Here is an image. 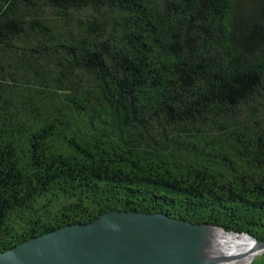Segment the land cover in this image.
<instances>
[{"label": "trees", "instance_id": "16d2710c", "mask_svg": "<svg viewBox=\"0 0 264 264\" xmlns=\"http://www.w3.org/2000/svg\"><path fill=\"white\" fill-rule=\"evenodd\" d=\"M111 210L264 240V0H0V251Z\"/></svg>", "mask_w": 264, "mask_h": 264}, {"label": "water", "instance_id": "95a60500", "mask_svg": "<svg viewBox=\"0 0 264 264\" xmlns=\"http://www.w3.org/2000/svg\"><path fill=\"white\" fill-rule=\"evenodd\" d=\"M210 228L227 232L161 213L111 210L1 250L0 264H202V234ZM229 233L245 235L264 249V240Z\"/></svg>", "mask_w": 264, "mask_h": 264}, {"label": "bare ground", "instance_id": "6f19581e", "mask_svg": "<svg viewBox=\"0 0 264 264\" xmlns=\"http://www.w3.org/2000/svg\"><path fill=\"white\" fill-rule=\"evenodd\" d=\"M215 228L207 229L202 234L200 251L202 264H225L227 261H250L256 248L254 243L242 234H226ZM233 234V235H232Z\"/></svg>", "mask_w": 264, "mask_h": 264}, {"label": "rangeland", "instance_id": "374dc122", "mask_svg": "<svg viewBox=\"0 0 264 264\" xmlns=\"http://www.w3.org/2000/svg\"><path fill=\"white\" fill-rule=\"evenodd\" d=\"M216 230H218V229H216ZM218 231H221V230H218ZM223 233H225V232H223ZM226 234H231V233L228 232ZM247 259L240 261V262L227 261V262H225V264H264V249H259L258 251H256V253L254 254V256L251 258V260L249 262L246 261Z\"/></svg>", "mask_w": 264, "mask_h": 264}]
</instances>
